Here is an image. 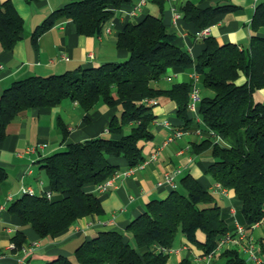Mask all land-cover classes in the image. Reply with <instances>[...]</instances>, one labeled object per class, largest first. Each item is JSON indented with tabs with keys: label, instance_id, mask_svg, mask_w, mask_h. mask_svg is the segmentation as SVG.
I'll return each instance as SVG.
<instances>
[{
	"label": "trees",
	"instance_id": "16d2710c",
	"mask_svg": "<svg viewBox=\"0 0 264 264\" xmlns=\"http://www.w3.org/2000/svg\"><path fill=\"white\" fill-rule=\"evenodd\" d=\"M157 1L162 8V0ZM131 0H68L51 12L33 33L32 40L61 19L71 20L80 35H97L112 17L113 9L129 5ZM233 6L216 2L198 8L191 0L181 6L183 18L201 30L213 25L217 16ZM253 30L264 26V1L253 14ZM23 21L9 0L0 1V43L9 51L21 38ZM204 47L193 60L178 48L161 18L150 14L138 22H127L117 35L116 47L127 55L123 62L101 65L60 74L32 75L14 81L0 95V141L5 128L19 112L33 107H47L67 99L76 102L85 113L99 103L109 107L119 100L120 114L108 123L109 136H99L67 144L38 161L47 177L50 197L45 192L21 194L7 205L22 225L31 227L40 237H53L77 220L102 213L86 184L97 185L111 177L117 167L108 158L120 157L132 167L144 161L141 143L152 139L151 123L155 116L146 100L168 98L177 106V116L187 125V105L191 83H175L170 88L155 86L171 68L194 64L199 86L211 91L197 105L206 136L193 144L194 153L211 151L213 161L207 172L222 188L233 192L234 216L226 218L213 193L203 189L196 179L184 175L180 186L165 197L153 199L145 210L126 227L134 244L115 231H99L84 240L73 258L57 256L43 264H168V255L159 247L172 248L178 234L204 254L214 250L218 240L232 232L237 220L245 229L264 218V102L254 100V93L264 89V37L253 35L246 48L233 43L218 44L212 37L203 38ZM167 78V77H166ZM242 80V81H241ZM60 125V124H59ZM63 136L66 131L61 126ZM129 130L123 133V129ZM212 133V134H211ZM110 135H120L112 138ZM233 135L236 145L225 147L212 137ZM7 172L0 167V184ZM230 215V214H229ZM201 234L203 239H198ZM17 233L14 251L24 243ZM264 260V241L258 243ZM239 248H226L216 254L213 264H249ZM177 264H193L183 258Z\"/></svg>",
	"mask_w": 264,
	"mask_h": 264
},
{
	"label": "crops",
	"instance_id": "0c3cea01",
	"mask_svg": "<svg viewBox=\"0 0 264 264\" xmlns=\"http://www.w3.org/2000/svg\"><path fill=\"white\" fill-rule=\"evenodd\" d=\"M9 1L23 21V30L20 40L11 50L3 49L0 43V95L14 81L32 75L46 76L95 67L106 62H123L127 55L116 47L117 35L127 22H138L146 14L161 18L172 34L174 44L189 53L193 60L204 47L203 40L195 36L199 29L183 18L181 6L185 0H162V8L154 0H131L129 5L112 10V17L103 24L97 35H80L71 20L61 18L39 35L35 42L32 40L34 29L68 0ZM191 1L201 9L215 5L216 2L233 6V10L217 16L210 29V36L218 44L233 43L239 48H246L253 35L264 37V26L256 30L251 26L255 7L264 0ZM132 11L134 15L130 14ZM175 12L179 17H174ZM193 71V63L187 67L171 68L166 75L170 80L165 77L155 86L170 88L175 83H189ZM199 88L201 94V87ZM211 94V91L205 89V96ZM253 97L257 102H264V89L257 90ZM152 113L155 116L150 125L153 137L141 143L145 162L143 166L135 168L128 175H122L128 168L126 160L109 157L108 161L120 173L113 179L112 186L103 192L96 191L93 184L83 187L85 192L96 195L102 213L83 217L53 237H40L31 227L22 225L17 215L8 212L7 205L21 195V188L25 186L31 187L35 193L48 192L47 177L38 164L41 158L70 143L109 136L108 123L115 115L120 114L119 100L115 99L114 107L99 103L85 113L76 102L65 99L58 104L29 108L15 115L6 125L5 138L0 141V167L7 172L6 180L0 184V264H20L19 260L25 264H43L57 256L73 258L76 248L99 231L111 230L124 234L125 241L134 244L132 236L126 233V227L143 213L149 201L165 198L171 192L166 184L157 186V182L165 174L173 175L177 186H180L181 177L188 174L203 189L213 192L216 183L207 172L213 161L211 151L196 154L193 150V144L199 143L206 136L202 131L203 124L198 110H188L191 121L185 125L176 114L175 102L161 97L153 106ZM164 122L168 125H164ZM59 124L64 127L65 136ZM128 130L129 127H125L123 133ZM177 131L183 132V135L164 144ZM110 137L119 138L120 135ZM212 141L225 147L236 145L233 135L226 138L216 135L212 137ZM152 154H155L153 159ZM177 170L179 173L174 175ZM216 195L221 199L222 203L219 204L228 219L232 216L231 212H235L233 192L227 190L226 194L214 193ZM230 226L234 228V224ZM248 231L257 243L264 241V220ZM17 233L23 235L25 241L19 250L10 251L8 246L13 243L12 238ZM197 237L199 240L203 239L201 234ZM202 253L186 241L182 234H178L167 263L177 264L186 258L193 264H213V261L197 262L196 259ZM213 260H217L216 255ZM247 262L252 264L248 260ZM109 264L116 263L113 260Z\"/></svg>",
	"mask_w": 264,
	"mask_h": 264
},
{
	"label": "built area",
	"instance_id": "2783aa9c",
	"mask_svg": "<svg viewBox=\"0 0 264 264\" xmlns=\"http://www.w3.org/2000/svg\"><path fill=\"white\" fill-rule=\"evenodd\" d=\"M143 3V2H142ZM136 10V9H134ZM131 15H134V11H132L130 13ZM174 17H179L178 13L175 12L174 13ZM213 27V25H209L207 27L202 28L201 30H199L196 33V38L197 39H203L206 38L208 36H210V29ZM90 57H92L90 55ZM166 80H170L169 77L166 78ZM199 82H200V78L199 75L196 71H193V73L191 74V87H190V92H189V102L187 105V109L189 111H195L197 109V105L198 102L200 100V86H199ZM147 105H156L157 101L150 99V100H146L145 101ZM164 125H168L167 122H164ZM200 132V130L198 131ZM212 134V133H211ZM183 135V132L181 131H177L174 132L173 135H171V137L167 138V140L164 142V144H167L171 141H173V139L175 138H180ZM155 157V154L151 155V158L153 159ZM145 162H141L135 166L132 167H128L126 170H124L121 174L122 175H128L130 173L133 172V170L137 167H142L143 164ZM179 173V171H175L174 175ZM120 173H118L117 171L114 172V174L107 178L106 180L102 181L101 183L96 185V191L98 192H103L105 190H107L109 187L112 186V182L113 179L115 177H117ZM168 185L170 187L171 190L175 189L177 187L176 183L174 182V176L173 175H169V174H165L163 179L159 180L157 182V186H162V185ZM227 190L222 188L218 183H216L214 185V191L211 193H220V194H226ZM34 190L31 187H22L21 188V194H33ZM47 197H50V193L49 192H45ZM232 216H234V211L231 212ZM262 220H264V218H262L260 221H258L257 223H255L254 225H252L251 228L256 227L257 225L262 223ZM239 248L248 258V260L252 263V264H264V260H262V257L260 256L259 253V247L257 242L251 237V235L249 234V231L247 229H245V227L243 225H241L237 220H234V229L232 232H227L226 234H224L217 242L216 247L214 248V250L212 252H210L209 254H204L202 253L201 256H199L196 261L200 262L201 260H203L205 263H210L213 261L214 256L220 252L223 249L226 248ZM8 250L13 251L14 250V244L10 243L8 246ZM158 251L165 254V255H169L172 252V248H162L159 247ZM20 264H25L23 263L22 260L18 261Z\"/></svg>",
	"mask_w": 264,
	"mask_h": 264
},
{
	"label": "rangeland",
	"instance_id": "374dc122",
	"mask_svg": "<svg viewBox=\"0 0 264 264\" xmlns=\"http://www.w3.org/2000/svg\"><path fill=\"white\" fill-rule=\"evenodd\" d=\"M200 96H205V89L201 88V94ZM215 199L217 200L218 203H222L221 202V199L219 198V196H215ZM243 255V258L248 260L247 256L245 254H242ZM217 258V257H216ZM249 261V260H248Z\"/></svg>",
	"mask_w": 264,
	"mask_h": 264
}]
</instances>
